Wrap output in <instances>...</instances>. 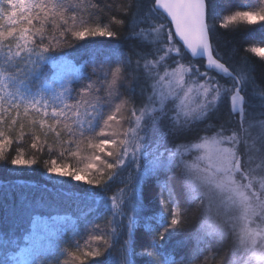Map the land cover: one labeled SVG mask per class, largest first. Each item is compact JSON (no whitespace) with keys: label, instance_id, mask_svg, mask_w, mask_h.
Masks as SVG:
<instances>
[{"label":"trees","instance_id":"trees-1","mask_svg":"<svg viewBox=\"0 0 264 264\" xmlns=\"http://www.w3.org/2000/svg\"><path fill=\"white\" fill-rule=\"evenodd\" d=\"M204 5L209 58L159 0H0V264H264L189 169L191 146L223 139L237 177L264 181V0ZM176 64L227 93L180 116L157 98Z\"/></svg>","mask_w":264,"mask_h":264},{"label":"rangeland","instance_id":"rangeland-1","mask_svg":"<svg viewBox=\"0 0 264 264\" xmlns=\"http://www.w3.org/2000/svg\"><path fill=\"white\" fill-rule=\"evenodd\" d=\"M190 73L191 67L176 64L162 72L157 88V98L164 99L161 97L168 96L174 99L177 114L186 118L203 113L223 92L227 93L205 80L199 81V76L203 73L193 77ZM72 74L73 70H66L63 75L55 78L54 84L43 87L39 97L42 107H48V104L61 106L66 83ZM6 76L0 71V96L3 97L12 95L10 78ZM237 99V95H232L231 102L237 103ZM191 150L189 169L193 181L200 186L208 200L217 201L221 197V206L224 210L228 209L232 225L237 229L236 232H240L243 250L246 247L254 248V243L260 240L259 251H264V225L260 224L264 219V193L260 192L264 189V181L255 184L256 180L245 175L237 177L240 172L238 158L233 147H228L227 141L223 139L202 140L191 146Z\"/></svg>","mask_w":264,"mask_h":264},{"label":"water","instance_id":"water-1","mask_svg":"<svg viewBox=\"0 0 264 264\" xmlns=\"http://www.w3.org/2000/svg\"><path fill=\"white\" fill-rule=\"evenodd\" d=\"M159 10L172 22L178 38L191 54L211 57L204 0H159Z\"/></svg>","mask_w":264,"mask_h":264},{"label":"bare ground","instance_id":"bare-ground-1","mask_svg":"<svg viewBox=\"0 0 264 264\" xmlns=\"http://www.w3.org/2000/svg\"><path fill=\"white\" fill-rule=\"evenodd\" d=\"M62 69H64V67H62ZM65 70V69H64ZM70 79H71V77H70ZM45 85H47V84H45Z\"/></svg>","mask_w":264,"mask_h":264}]
</instances>
